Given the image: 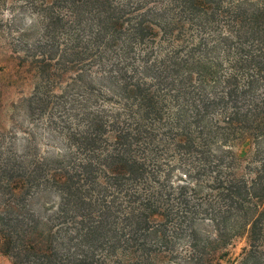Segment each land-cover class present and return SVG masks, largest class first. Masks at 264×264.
I'll use <instances>...</instances> for the list:
<instances>
[{"label":"trees","instance_id":"trees-1","mask_svg":"<svg viewBox=\"0 0 264 264\" xmlns=\"http://www.w3.org/2000/svg\"><path fill=\"white\" fill-rule=\"evenodd\" d=\"M40 7L44 31L21 55L38 83L28 106L64 81L81 101L68 99L62 153L2 149L12 204L0 253L12 264H156L170 228L190 240L182 264H264V0ZM246 146L251 155L234 152ZM169 159L187 167L175 186ZM45 192L56 203L42 219L26 197ZM199 221L213 234L197 237ZM240 234L238 258L216 254Z\"/></svg>","mask_w":264,"mask_h":264},{"label":"rangeland","instance_id":"rangeland-1","mask_svg":"<svg viewBox=\"0 0 264 264\" xmlns=\"http://www.w3.org/2000/svg\"><path fill=\"white\" fill-rule=\"evenodd\" d=\"M43 11L40 0H0V154L4 150L3 153L8 156L21 157L26 149L30 148L29 155H34L36 150V153L42 157H55L65 149L58 133L64 127L68 116V99L81 101L76 92L74 96H69L70 93L67 97L64 95L67 90L64 81L61 86L57 84V90L49 91L47 99L43 97L42 104L32 103L31 107L28 106L26 100L36 93L38 83L33 66L24 63L21 55L27 48L26 45L31 49L35 40L42 35ZM33 147L35 148L32 149ZM247 151L248 146L234 149V152L241 156ZM252 151L253 147L246 154L251 155ZM169 162L168 181L175 186L181 177L184 178L182 175L187 167L182 168L178 160L169 159ZM247 162H250L249 159H244L242 162L245 168ZM196 163L194 158L187 161L189 169H192V175L196 172L197 168L192 167ZM26 198L30 205L28 208L35 211L42 219L54 209L56 203V196L48 192ZM11 204L10 198L0 193V211ZM194 226L196 236L200 239L214 232L212 226L203 221L196 222ZM172 232V229L167 228L171 241L170 246L167 247L169 251L166 257L159 256L155 259L156 264H182L183 259L190 255L188 249L190 240L185 234L177 236ZM229 243L224 248L222 246L216 254L227 253L226 259L232 261L240 256L243 248L246 247V241L240 234L232 238ZM225 263V261L221 262V264ZM0 264L12 263L0 253Z\"/></svg>","mask_w":264,"mask_h":264}]
</instances>
